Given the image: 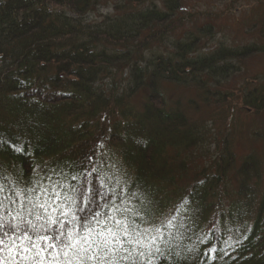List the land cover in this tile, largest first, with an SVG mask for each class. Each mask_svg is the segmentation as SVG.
Returning a JSON list of instances; mask_svg holds the SVG:
<instances>
[{
  "label": "trees",
  "instance_id": "obj_1",
  "mask_svg": "<svg viewBox=\"0 0 264 264\" xmlns=\"http://www.w3.org/2000/svg\"><path fill=\"white\" fill-rule=\"evenodd\" d=\"M109 1L0 0V175L8 187L49 188L23 207L4 200L0 260L36 264L9 251L13 242L29 245L24 230L35 238L27 221L56 236L114 217L115 229L118 219L135 222L141 243L126 247L137 264H264V182L251 189L258 160L239 163L221 146L228 124H221L224 135L213 134L206 119L219 115L213 108L225 120L243 107L264 110V86L237 90L234 75V60L259 43L200 52L214 25L188 26L182 0H163L164 10L126 0L112 4L113 14H97ZM176 22L184 31L162 50L168 23ZM170 88L179 92L174 103ZM184 157L194 171L184 174L183 197L168 200L182 203L179 214L161 226L152 218L168 193L160 185L176 179L180 163L188 167ZM54 186L61 198L53 203ZM49 215L59 222L49 224ZM12 224L20 231L11 232Z\"/></svg>",
  "mask_w": 264,
  "mask_h": 264
},
{
  "label": "rangeland",
  "instance_id": "obj_2",
  "mask_svg": "<svg viewBox=\"0 0 264 264\" xmlns=\"http://www.w3.org/2000/svg\"><path fill=\"white\" fill-rule=\"evenodd\" d=\"M126 0H110L109 5H104L99 9L97 14H113L114 3H119ZM146 4H157L159 8L163 9L161 2L163 0H142ZM182 10L185 14L184 20L188 21V26L198 24L203 26V29H207L209 25H214L210 29H207L204 38L195 48L198 51L209 52L219 45H224L225 47H240L246 44H253L254 42L259 43L256 47L257 52L251 55L238 57L236 66L238 71L234 73L235 75V86L237 90L242 89V85L245 83L249 88L254 86L258 87L260 85L264 86V32L261 26L264 24V0H182ZM175 24L168 23V29L170 33L166 37L163 44H159V47L163 50L169 47L171 40L175 37L174 35L180 34L184 31L185 25L180 29H176ZM179 25H177L178 27ZM207 26V27H204ZM209 28V27H208ZM247 80L244 82V79ZM169 94L173 95L174 103L179 99V92L170 88ZM237 99L239 98V92L235 91ZM168 102V103H169ZM219 111V115L211 113L208 116L206 114V119H208V128L213 134L225 133L221 131V124L226 122L228 124V144H222L224 147L230 146L232 151L236 153L239 163L249 162L248 167L252 166L253 160H258L257 164L259 169L252 170L251 175L254 177L252 180V193L256 190L258 192L259 185L264 182V110H250L247 108H242L232 112L225 120V115L222 112V108L215 109ZM195 110H193L194 112ZM212 116V117H211ZM219 118L213 120L211 118ZM205 140V137H203ZM214 142L212 139H208V143ZM220 143V142H219ZM216 144V143H214ZM109 150L111 149V143L106 142ZM216 146V145H215ZM112 150V149H111ZM217 147H212L211 154L216 153ZM170 156V155H169ZM187 159L186 165L184 167L181 163L174 175L176 179L170 181L169 179L164 180V186L167 188L168 193L162 201V206L160 214L154 215V218L161 226L164 225L170 216H172L175 207L177 208L175 201L168 202V200L176 199L179 200L183 196V192L186 190V177L184 174L192 173L194 171V165L189 161V157H184L182 159ZM183 161V160H182ZM178 163L180 160L177 161ZM237 163V162H236ZM230 194H234L230 192ZM106 196L105 193H103ZM159 197L158 191L155 193V197ZM181 197V198H180ZM251 199L248 196L247 200ZM93 203V202H92ZM169 204V205H167ZM138 211V209H135ZM160 215V216H157ZM152 222H154L152 220ZM115 230L112 224H107Z\"/></svg>",
  "mask_w": 264,
  "mask_h": 264
},
{
  "label": "snow or ice",
  "instance_id": "obj_3",
  "mask_svg": "<svg viewBox=\"0 0 264 264\" xmlns=\"http://www.w3.org/2000/svg\"><path fill=\"white\" fill-rule=\"evenodd\" d=\"M8 179L7 176L0 175V206L6 207L4 200H8L12 204L19 203L23 207L24 200L32 203L33 198L39 201L41 196L49 195V190L39 183L34 187L20 189L14 183L8 187L5 183ZM51 196L53 203L61 198L60 192L55 186L51 189ZM34 206L45 213L49 211V206L45 203H37ZM63 207L62 205L59 210L62 211ZM57 210L52 208V212ZM31 214L30 212L29 215ZM36 219L42 221L45 217L37 214ZM111 219L114 217L105 218L103 221L97 219L95 220L96 226H92V222L89 221L88 225L84 227L83 234L80 233L78 226L74 225L70 230L57 232L56 236H49L46 232L41 234L39 229L44 228L43 224H40L38 229L36 224L27 221L35 234V238L30 236L27 230H24L22 235L29 241V245L21 249L13 242L9 251L14 250L21 259L32 260L36 264H137L136 257L131 256L128 247H126L129 244L136 246L141 243L138 239L140 234L136 231L135 222L133 221L129 225L126 218L118 219L115 221L116 229L114 230L107 226ZM48 222L49 224H56L59 221L49 215ZM168 223L171 224V221ZM10 231L13 233L20 231V225L12 224ZM152 239L155 240L157 237ZM36 240L42 241L44 247L37 246ZM2 249L3 240L0 239V251ZM48 249H51V252ZM30 252L35 254L29 256L28 253ZM137 256L144 258L142 252H138ZM0 264H5V261L0 260Z\"/></svg>",
  "mask_w": 264,
  "mask_h": 264
}]
</instances>
